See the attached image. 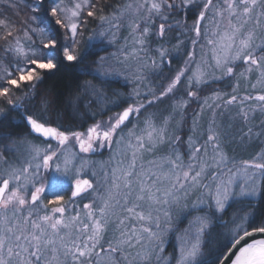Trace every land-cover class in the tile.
I'll list each match as a JSON object with an SVG mask.
<instances>
[{
	"label": "snow or ice",
	"instance_id": "1",
	"mask_svg": "<svg viewBox=\"0 0 264 264\" xmlns=\"http://www.w3.org/2000/svg\"><path fill=\"white\" fill-rule=\"evenodd\" d=\"M256 113L264 0H0V264H264Z\"/></svg>",
	"mask_w": 264,
	"mask_h": 264
},
{
	"label": "trees",
	"instance_id": "2",
	"mask_svg": "<svg viewBox=\"0 0 264 264\" xmlns=\"http://www.w3.org/2000/svg\"><path fill=\"white\" fill-rule=\"evenodd\" d=\"M20 18H23V14ZM84 79H88V77H78L73 70L62 69L55 75L45 76L43 83L40 85L42 91L52 93L55 101L56 110L58 112L63 113L64 115L65 125L76 127L77 125L82 124L84 119H87L86 117L82 118L80 115L76 116L74 119L73 110L71 107H69V102L77 94L79 83ZM120 86L121 84L119 83V81L114 80L110 84L109 88L110 90H118L117 88H120ZM260 117H262V114L256 115L253 122H255V120L257 119H260ZM88 122L90 123V121ZM258 123L260 124V122L257 120L256 125H259ZM240 127H242L241 124L238 125V128L235 132H237ZM255 144L256 147L254 148V152H257V149L261 148L263 145L261 144L260 140H255Z\"/></svg>",
	"mask_w": 264,
	"mask_h": 264
},
{
	"label": "rangeland",
	"instance_id": "3",
	"mask_svg": "<svg viewBox=\"0 0 264 264\" xmlns=\"http://www.w3.org/2000/svg\"><path fill=\"white\" fill-rule=\"evenodd\" d=\"M175 63V62H174ZM116 81H119V83L121 84L120 88H117L119 91H127V88L128 86L126 85L125 81L121 78H116L115 79ZM238 105L236 107H233L231 109V111L226 114L224 117H223V123L227 126L230 122H231V118L232 116L235 114V112L238 110ZM260 115V113H256V115ZM264 115H262V117H260V119H257L259 122H261L264 117ZM259 117V116H258ZM207 119H208V115L206 114L205 117H204V120L202 121V124H204L206 126V122H207ZM257 120H255V122H253V120L251 121V124L253 125H256V122ZM240 123L237 122L232 131L235 132L238 128V125ZM259 124V123H258ZM244 130L246 131V128H244ZM230 147L234 148L235 151H234V154L238 157V158H247V157H250L254 154H256L257 152H259L261 150L262 147H264V145L257 149V152H254V148L256 147V144H255V141H253L251 144H248L246 147H241L240 145H238L235 141L232 142V144L230 145ZM254 152V153H253ZM107 156H108V153L107 152H104L103 156H97L95 157L96 159H107ZM71 193L68 192L66 193V195H70ZM171 244H174V241H171L170 242V246ZM169 250H171V248H169Z\"/></svg>",
	"mask_w": 264,
	"mask_h": 264
}]
</instances>
